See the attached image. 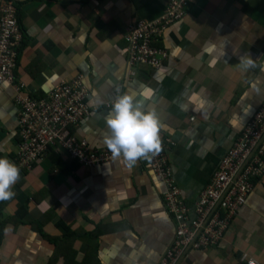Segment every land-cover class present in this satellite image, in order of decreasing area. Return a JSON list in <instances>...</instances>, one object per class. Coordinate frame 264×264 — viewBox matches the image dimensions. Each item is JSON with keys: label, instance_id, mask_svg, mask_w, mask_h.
<instances>
[{"label": "crops", "instance_id": "0c3cea01", "mask_svg": "<svg viewBox=\"0 0 264 264\" xmlns=\"http://www.w3.org/2000/svg\"><path fill=\"white\" fill-rule=\"evenodd\" d=\"M13 1L24 30L14 71L23 93L43 97L82 75L96 111L74 133L95 148L106 146L105 103L133 93L166 126L161 140L173 143L166 154L174 182L191 204L264 99V0H190L183 19L166 29L160 47L168 57L155 70L127 65L123 37L134 21L159 17L166 0ZM245 54L255 67L241 68ZM15 95L0 84V156L13 162ZM165 189L140 159L131 167L122 159L84 166L50 149L31 169L20 168L15 195L0 206V264H157L173 234ZM20 209L24 223L12 219ZM248 258L264 264V173L222 236L175 264Z\"/></svg>", "mask_w": 264, "mask_h": 264}, {"label": "built area", "instance_id": "2783aa9c", "mask_svg": "<svg viewBox=\"0 0 264 264\" xmlns=\"http://www.w3.org/2000/svg\"><path fill=\"white\" fill-rule=\"evenodd\" d=\"M190 0H166L163 13L153 20H136L125 29V60L130 68L144 65L158 69L168 57L158 44L166 29L183 19ZM24 31L17 18L13 0L0 4V84L11 86L16 95L20 136L14 163L31 169L52 149L62 148L68 157L84 166L113 160L106 146L95 148L74 133L83 119L96 108L87 103L83 76L62 79L43 97L23 93L15 77L18 51ZM134 75L133 71H129ZM111 102L105 103L110 109ZM169 138L162 139V150L150 159H140L166 188L164 203L173 220L170 243L157 264H175L188 250L205 247L222 236L238 208L244 203L256 178L264 173V99L234 136L229 147L191 204L183 201L175 185L167 158ZM245 264H257L248 258Z\"/></svg>", "mask_w": 264, "mask_h": 264}, {"label": "clouds", "instance_id": "9594fccd", "mask_svg": "<svg viewBox=\"0 0 264 264\" xmlns=\"http://www.w3.org/2000/svg\"><path fill=\"white\" fill-rule=\"evenodd\" d=\"M239 64L244 70L255 67L247 54L240 57ZM105 124L108 134L104 143L113 160L122 159L131 167L137 160L150 159L162 150L161 132L166 126L153 108L142 107L131 92H122L114 98ZM19 179L20 168L6 156H0V201L15 195L13 187Z\"/></svg>", "mask_w": 264, "mask_h": 264}, {"label": "trees", "instance_id": "16d2710c", "mask_svg": "<svg viewBox=\"0 0 264 264\" xmlns=\"http://www.w3.org/2000/svg\"><path fill=\"white\" fill-rule=\"evenodd\" d=\"M16 6H17V18H18V21H19V23H20V18H19V7H18V5L16 4ZM20 27L22 28V25H21V23H20ZM23 30V29H22ZM24 31V30H23ZM23 42V41H22ZM22 45V44H21ZM156 45H159L160 46V42L158 43V44H156ZM22 47V46H21ZM21 47L19 48V53H20V49H21ZM19 53H18V56H19ZM17 59H18V57H17ZM170 163V162H169ZM15 193V192H14ZM182 198H183V196H182ZM7 201V200H6ZM6 201H0V206H2V204L4 203V202H6ZM183 201L185 202V200H184V198H183ZM186 204H188L187 202H185ZM23 213H25V210L24 209H20L19 211H18V213L14 216V218H12L13 220H15L16 221V223H20V222H22V223H24V221H22V214ZM34 224H36V223H34ZM33 224V225H34ZM1 233V232H0ZM61 241V240H60ZM59 244V243H58ZM58 244L56 245L57 246V250H58V253L60 254L61 252H60V250H59V247H58Z\"/></svg>", "mask_w": 264, "mask_h": 264}]
</instances>
